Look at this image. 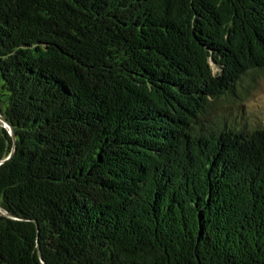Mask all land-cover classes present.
Instances as JSON below:
<instances>
[{"label":"trees","instance_id":"16d2710c","mask_svg":"<svg viewBox=\"0 0 264 264\" xmlns=\"http://www.w3.org/2000/svg\"><path fill=\"white\" fill-rule=\"evenodd\" d=\"M264 0H0V264H264Z\"/></svg>","mask_w":264,"mask_h":264},{"label":"rangeland","instance_id":"374dc122","mask_svg":"<svg viewBox=\"0 0 264 264\" xmlns=\"http://www.w3.org/2000/svg\"><path fill=\"white\" fill-rule=\"evenodd\" d=\"M241 106L244 107L246 114L254 121L264 118V78L252 90L248 99Z\"/></svg>","mask_w":264,"mask_h":264},{"label":"water","instance_id":"95a60500","mask_svg":"<svg viewBox=\"0 0 264 264\" xmlns=\"http://www.w3.org/2000/svg\"><path fill=\"white\" fill-rule=\"evenodd\" d=\"M0 121L5 125L6 128L9 129V131H10V135L13 137V140H14V142H15V140H16V136H15V134H14L13 128H12L11 126H9V124L7 123V121H6V119L4 118V116H3V114H2L1 111H0ZM14 153H15V145H14V149H13V151H12V154L10 155V157H9L7 160H9L10 158H12ZM7 160H5V161H7ZM5 161H1V162H0V166H1L2 164H4Z\"/></svg>","mask_w":264,"mask_h":264}]
</instances>
